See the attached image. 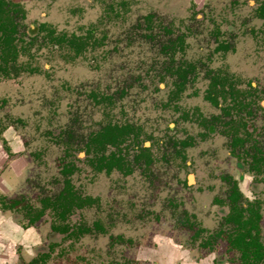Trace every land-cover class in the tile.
I'll return each instance as SVG.
<instances>
[{"label": "rangeland", "instance_id": "rangeland-1", "mask_svg": "<svg viewBox=\"0 0 264 264\" xmlns=\"http://www.w3.org/2000/svg\"><path fill=\"white\" fill-rule=\"evenodd\" d=\"M15 1L20 39L10 70H0V140L22 148L23 159L14 161L26 168L20 191L32 201L59 192L69 144L78 166L73 183L96 199L73 221H99L104 229L77 241L71 257L80 264L83 255L94 264L136 257L138 264H162L168 246L171 264H203L199 242L229 209L222 176L244 175L243 190L250 194L254 185L264 200V168L248 176L251 155L232 153L231 139L206 133L201 122L223 113L205 98L208 73H233L238 88L253 83L256 92L264 90V18L256 15L264 0ZM220 42L228 47L216 49ZM184 62L196 65V78L178 98L167 71ZM254 99L253 113H242L251 132L247 146L264 153V97ZM111 121L141 128L151 166L133 165L125 175L88 165V135ZM182 139L192 144L181 150L175 142ZM128 143L123 147L133 162L137 150ZM185 216L208 230L198 241L192 239L197 225L184 224ZM182 247L185 256L176 249ZM216 249L223 258L225 247ZM147 253L153 254L148 261Z\"/></svg>", "mask_w": 264, "mask_h": 264}, {"label": "flooded vegetation", "instance_id": "flooded-vegetation-1", "mask_svg": "<svg viewBox=\"0 0 264 264\" xmlns=\"http://www.w3.org/2000/svg\"><path fill=\"white\" fill-rule=\"evenodd\" d=\"M5 2V10L13 17L17 25L13 41L9 45L6 43L0 44V70L6 73L10 70L18 52L17 41L20 39L18 37L20 24L16 18L21 14V9L19 7L20 1L5 0ZM256 15L264 18V1L256 8ZM180 42L183 43L180 40L177 44L174 43L178 47ZM174 43H172L173 47H175ZM227 47L226 43L220 42L216 49L221 50ZM167 72L176 78V90L173 92V96L179 98L185 90L186 84L196 78V65L191 62H184L176 66L173 73H170L169 69ZM235 76L236 74L226 73L222 70L214 71L212 74L208 73L209 84L205 90V98L212 105L220 108L223 113L214 114L209 119L205 118L201 122L207 131L206 133L212 134L221 131V134L229 137L232 153L239 155V152L243 151L245 155L250 154L251 161L248 162V176L251 172L258 175L264 168V153L256 147H254L255 151L250 153L251 148L247 146V141L251 136V132L248 130L247 118L242 117V113L245 112L247 115L253 113L256 109L254 106L256 99L254 97L263 98L264 90L256 92V88L253 90V83L250 90L240 89L237 87ZM260 107L264 108L262 104ZM108 124L121 125L112 121L102 125L98 130L88 135L83 148L87 155L86 161L93 170L109 174L117 170L127 175L132 172L133 165L146 164L151 166L153 163L151 148L141 141V131L138 139L134 140L131 137L127 142L121 144V151H119V147L111 144H107L106 150H101L99 153L95 152L91 146L89 147L91 138L103 132L104 127ZM242 130L245 134H242ZM128 141L137 150L133 162H129L130 159L123 147L129 144ZM175 143L183 150L191 145L192 141L182 139ZM68 145L65 158L61 162V174L63 176L61 190L52 195L45 194L40 196L37 201H32L26 192L20 191V185H17L26 169L24 164H22V168L21 166L16 167L14 164L15 160L23 159V154H20L22 148L16 142H9L7 138L3 137L0 140V264H80L77 262V257L75 259L71 257L74 244L80 241L81 238L92 234L95 231L94 228L99 232L104 230L99 221H95L93 226L82 221H73V216L78 211L91 206L96 202V199L91 195H83L73 183L71 177L78 166L74 159L70 158L73 151ZM142 147L149 148L150 158L142 156L138 160L137 157ZM113 152L116 158L122 156L124 161L122 163H119V161L118 163L114 162L109 168L108 163ZM98 157H106V159L99 162ZM11 159L12 161H10ZM222 178L229 185L226 192L227 201L224 203L225 207L229 209L223 216L220 227L208 232L207 236L200 240L199 248H197L203 255V259L201 258L200 261L202 260L201 263L204 264L206 260L204 258L210 257L215 264H264V234L262 229L264 226V200L258 194H255L259 191L255 189L256 186L254 185H252L254 191L250 190V194L243 190L240 181L245 179L244 175L237 179L231 174H225ZM239 213H241L239 220L246 222V228H241L239 223L235 221L234 215ZM256 215L260 217L257 218ZM190 218L185 216L184 224L191 227L197 225L192 239L198 241L203 232L208 230L198 226L199 223L196 219L190 220ZM240 231H251V236L261 246L263 259L256 260L254 258L253 252L256 248L253 245L250 249H247L249 256L243 257V250L234 243V237ZM221 245L225 249H223V258L219 259L216 248ZM183 248L176 249H178V253L181 251L182 256H185V248ZM170 249L168 246L165 247L162 264H171L170 261H167L170 256ZM151 255L153 256L152 253L145 254V260H150ZM79 259H82L81 264H94L92 259L87 256L83 255ZM138 260L136 257L135 261H126L125 264H138ZM175 262L174 264H185L181 261ZM100 263L110 264V262L105 263L104 261ZM112 264H121V262L115 260Z\"/></svg>", "mask_w": 264, "mask_h": 264}, {"label": "trees", "instance_id": "trees-1", "mask_svg": "<svg viewBox=\"0 0 264 264\" xmlns=\"http://www.w3.org/2000/svg\"><path fill=\"white\" fill-rule=\"evenodd\" d=\"M5 0H0V44L3 45L4 43L10 44L14 39V34H16L17 31V25L13 20V17L7 13L5 10ZM60 41L59 39H57ZM140 127H135L133 124L125 123V124H108L104 127V131L96 134L94 137L91 138V142L89 143V147L91 146L95 152L99 153L101 150H106L107 144H111L114 146L119 147L120 145L127 142V140L131 137H133L134 140L139 138L140 135ZM135 143V141H133ZM142 156L149 157V148L148 147H142L141 151L138 155V160ZM105 160L106 157L99 158L98 161ZM119 163L124 161L123 157H115V153H112V156L109 160L108 167H111V164L116 162ZM120 167H122L120 165ZM239 216H241V213L235 214L234 218L235 221L239 223V226L241 228H244L246 225V222H242L239 220ZM257 218L260 217L259 215H256ZM252 223V221H250ZM246 228V227H245ZM248 232V233H246ZM251 231H240L239 234H237L234 238V243L243 250V257H248L247 249L251 248V245L255 246V251L253 252L254 258L256 260L263 259V253L261 251V246L258 245V242L253 239L251 236Z\"/></svg>", "mask_w": 264, "mask_h": 264}]
</instances>
